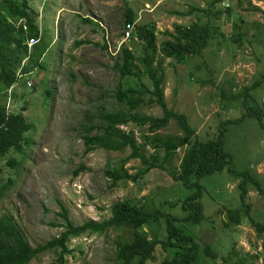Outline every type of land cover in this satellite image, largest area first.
<instances>
[{
    "label": "rangeland",
    "instance_id": "obj_1",
    "mask_svg": "<svg viewBox=\"0 0 264 264\" xmlns=\"http://www.w3.org/2000/svg\"><path fill=\"white\" fill-rule=\"evenodd\" d=\"M18 2H24L35 10L38 16L36 22L44 31L47 42L49 37V42L45 55L40 59L44 68H35L25 79L28 84L18 86L13 92L16 99L21 100L22 93L31 84L30 87H34L32 93L25 95L24 102L14 101L12 104L11 99L8 101V108L12 112H20L28 100L23 114L35 125V130L25 135L29 145L23 155L11 151L0 158V216L11 217L25 241L34 247L62 232L64 228L59 225L63 222L59 215L63 210L75 225L107 220L111 216V206L118 200H129L140 206L149 202L176 215L180 209H168L165 204L181 201L189 192L185 194L186 189L180 182L174 181L167 171L154 168L136 183L120 182L116 187H111V181L105 177L104 171L119 166L130 150L112 152L96 149L85 154L80 138L81 124L96 123L103 108L114 110L119 105L113 96L119 82V75L113 66L119 61L121 49H131L136 57L142 54L141 44L134 34L133 38L125 40L121 37L124 15L130 10L135 18V26L144 24L153 27L158 46L170 39L165 33H173L174 25L178 23H208L217 27L216 30L220 29L222 37L218 35L210 40L204 54L203 68L191 70L192 73L187 67L169 60L170 64L163 71L167 107L185 114L189 125L195 130V139L201 141L216 138L222 121L239 117L241 102L233 99V96L261 80L264 67V18L261 11H264V0ZM225 4L229 12L224 10ZM195 7L217 11V18L212 13L207 16L193 11ZM82 18L95 22L85 23ZM19 25L18 22L14 27L18 28ZM98 33L100 37H94ZM238 34H241V42H231L230 39L238 37ZM77 41L87 43L77 47L74 46ZM10 47L14 48V45ZM197 62L198 58L195 60ZM136 65L143 67L137 61ZM142 80L150 88L147 78L143 77ZM47 90L50 91L48 96ZM254 97L264 108V81L254 91ZM136 112L162 116L160 107L155 104H142ZM120 128L126 131L130 129ZM131 130L138 143L142 141L141 133L148 134L146 128L134 125ZM158 132L161 135L180 134L173 120ZM248 133L237 139L240 129L230 127L223 146L231 154H237L240 147L247 144L252 161L247 170L259 176L264 186V129L254 124L249 126ZM146 149L147 153H152V149ZM184 150L182 148L177 152L172 162L175 167H178ZM10 158L20 161V172L15 182L7 185L5 190L2 185L16 171L6 164ZM235 164L240 169L236 159ZM124 167L129 174L136 173L140 167L139 159L129 160ZM74 171H77V175H74ZM200 183L204 191L201 199L206 218L204 222L187 228L201 244H208L218 255L216 260L202 257L200 264H222L219 258L230 255L231 248H234V255L230 264L255 254L259 258H252L247 264H264L261 255L264 238L257 236L248 218L245 217L239 225H223L227 219L225 209L240 206L239 180L224 171L206 177ZM244 201L250 205L253 218L262 222L264 196L250 188ZM255 211L259 213L255 215ZM149 234L152 237L153 231L149 230ZM158 235L163 237L162 232H158ZM130 236L129 230L109 228L102 233L86 232L71 237L67 242L71 253L63 256L62 264H117L114 260L117 243L128 240ZM166 257V253L157 248L150 264H159ZM28 264L58 263L54 253H46Z\"/></svg>",
    "mask_w": 264,
    "mask_h": 264
},
{
    "label": "trees",
    "instance_id": "obj_2",
    "mask_svg": "<svg viewBox=\"0 0 264 264\" xmlns=\"http://www.w3.org/2000/svg\"><path fill=\"white\" fill-rule=\"evenodd\" d=\"M192 10L201 11L199 8ZM210 12L217 17L218 12L211 10ZM261 12L264 18V11ZM35 17L33 10L24 2L0 0V158L11 151L23 155L25 148L29 145L25 141V134L35 130V125L23 114L27 109L28 100L20 112L13 111L7 114L11 111L8 108V101L11 99L12 104L14 101L23 100L24 102L25 95L32 93L34 87L31 88L29 84L27 91L22 93L21 100L16 99L14 90L18 86L23 87L28 84L26 80L35 68H44L40 64V59L48 47L49 37L47 42L44 31L42 32L35 22ZM134 19L132 11L125 13L124 22H133ZM19 20L22 24L15 28L14 25ZM152 28L144 24L135 26L134 36L141 44L142 54L136 57L131 49L123 47L119 61L117 60L113 66V70L119 75V82L113 93L119 105L114 110L103 108L96 123L86 126L81 124L80 138L83 141L85 154L96 149L112 152L130 150L129 155L122 159L119 166L104 171L105 177L111 181V187H116L120 182L136 183L154 168L167 171L174 181L180 182L186 189L185 194L189 192L181 201L165 204L168 209L179 208L180 211L176 215H171L161 206L156 207L149 202L140 206L129 200H118L111 206V216L107 220L86 221L81 225H75L68 219L67 212L63 210L59 215L63 222L59 225L64 228L62 232L34 247L25 241L11 217L1 215L0 264H28L37 256L46 253H54L56 262L62 264L63 256L71 253L67 247L71 237H78L86 232L102 233L109 228L129 230L131 234L128 240L123 239L117 243L114 257L117 264H150L157 248L162 249L168 256L159 264H200L202 257L216 260L218 255L215 250L208 244H201L185 226L189 222L195 224L193 222L199 220L201 222L204 219L203 207L199 202L203 191L200 183L202 179L222 174L224 171L228 176L239 180L237 188L241 192L238 199L240 206L225 210L227 219L223 225L225 227L239 225L243 219L248 218L257 236L264 237V220L256 221L253 218L254 213L250 211L251 207L244 201L250 188L264 196V186L259 181V176L250 174L247 170L252 162L248 145L240 147L237 154H231L223 146L226 131L230 127L240 129L237 139L243 138V135H249L248 128L254 124L264 129V108L254 97V91L264 81V67L261 80L233 96V99L241 102L242 111L239 117L222 121L218 126L216 138L200 141L195 139V130L189 125L186 115L174 112L167 107L164 97L163 71L165 66L170 64L169 60L187 67L190 69L189 72L200 70L204 67V54L210 40L218 35L222 37V33L220 29L216 30L217 27L208 24L193 23L188 26L175 24L173 33H165L170 36V39L162 41L158 46ZM237 36L231 38V42L240 43L241 34ZM30 38H36L39 41L28 50L26 42ZM84 43L87 42L77 41L74 46ZM12 44L14 48L10 47ZM25 57L27 61L23 62ZM196 58L199 60L197 63H195ZM136 61L143 67L139 68ZM143 77L150 82V88L143 83ZM46 94L50 95V91L47 90ZM142 104L159 106L162 116L153 117L136 112ZM170 120L174 121L180 134H159L158 131L165 128ZM133 125L146 128L148 133L140 134L142 141L139 143L131 130ZM122 126L130 129L122 130L120 128ZM146 147L152 149V153H147ZM182 148L185 150L178 167H175L172 162ZM132 159H139L140 167L136 173L129 174L124 164ZM235 159L240 169H237ZM240 163L247 171L243 170ZM7 164L11 168L18 169L20 161L10 158ZM80 168L83 167L80 166ZM73 173L77 175V171ZM10 184L11 179L8 178L2 185V189L5 187L6 190V186ZM257 213L259 212L255 211V215ZM149 230L153 231L152 237L149 236ZM158 232H162L163 237L159 236ZM262 251L261 255L264 257V244ZM229 252L230 255L219 258L222 264H230L234 248H231ZM252 258L257 259L259 255L244 256L234 264H247V261H252Z\"/></svg>",
    "mask_w": 264,
    "mask_h": 264
},
{
    "label": "clouds",
    "instance_id": "obj_3",
    "mask_svg": "<svg viewBox=\"0 0 264 264\" xmlns=\"http://www.w3.org/2000/svg\"><path fill=\"white\" fill-rule=\"evenodd\" d=\"M65 5L67 6V3H65ZM226 5V8H224V10L225 11H227V9H229L228 7H227V4H225ZM29 7V6H28ZM30 9H32L31 7H29ZM62 8H64V7H62ZM195 8H199L201 11H196V12H199V13H203V15H209L210 13H212V12H210V11H207V10H203L202 9V7H195ZM195 8H192V9H195ZM33 10V9H32ZM215 12H217V11H215ZM33 13H35V10H33ZM56 13V12H55ZM213 15V14H212ZM35 22H36V20H37V13H35ZM217 18V17H216ZM83 19V21L85 22V23H94L95 21L93 20V21H91L90 19H88V18H82ZM136 20H137V18H136ZM54 21H55V18H54ZM53 21V22H54ZM19 22V27L21 26V24H22V21L21 20H19L18 21ZM18 22H16V23H18ZM15 23V24H16ZM37 23V22H36ZM58 23V21H57V19H56V24ZM195 23H199V22H195ZM127 24H131L132 26H133V30H132V32L130 33V35H129V37H132V35L134 34V32H135V25H134V22H124V25H123V30H122V36L121 37H125V33H124V30H125V27H126V25ZM193 24V23H192ZM199 24H208V23H199ZM178 25H181V24H179L178 23ZM191 25V24H190ZM208 25H210V24H208ZM183 26H188V25H183ZM211 26V25H210ZM38 27H39V29L41 30V27L38 25ZM213 27H215V26H213ZM23 30H25L24 28H23ZM99 33H101L102 34V32H101V30L99 29ZM98 33V35L97 36H94V37H100V34ZM102 37V36H101ZM123 39V38H122ZM125 40V39H124ZM38 41H39V39H36V38H30V39H28L27 40V42H26V47H27V49L28 50H30L36 43H38ZM87 42V41H86ZM89 43V42H88ZM84 44H86V43H84ZM81 45H83V44H81ZM81 45H79V46H81ZM79 46H77V47H79ZM47 49V48H46ZM46 51V50H45ZM46 53V52H45ZM45 53H44V55H45ZM43 55V56H44ZM24 60H26V57H25V59ZM27 61V60H26ZM26 61H23V62H26ZM10 113H12V111H9L7 114H10ZM28 133V132H27ZM26 133V134H27ZM25 134V135H26ZM25 141H27L28 142V144H29V141H28V139H26L25 138ZM27 144V145H28ZM7 154V153H6ZM5 154V155H6ZM4 155V156H5ZM8 161H9V159H8ZM7 161V162H8ZM7 164V163H6ZM8 165V164H7ZM9 166V165H8ZM10 167V166H9ZM11 168V167H10ZM11 169H14V170H16L15 172H14V174L13 175H11L10 177H8V178H10L11 179V184H13L14 182H15V177H16V175L20 172V168L18 167V169H16V168H11ZM215 175H217V174H215ZM213 176V175H212ZM209 177H211V176H209ZM239 191H240V189H239ZM204 191H202V193H203ZM241 192V191H240ZM203 197V196H202ZM201 197V198H202ZM199 202H200V204L202 205V199H199ZM239 202V201H238ZM245 204H247V205H249L248 203H246L245 202ZM250 206V205H249ZM202 207H203V205H202ZM226 210V209H225ZM251 211V210H250ZM203 214H204V210H203ZM205 218H206V216L204 215V219L201 221V222H204L205 221ZM200 222V220L198 221V222H193V223H195V224H190V222L185 226V228L188 230V228H187V226H189V225H198V224H200L201 223ZM189 231V230H188ZM190 232V231H189ZM191 233V232H190ZM192 235H194L193 233H191ZM196 237V239H198V237L197 236H195ZM264 238V237H263Z\"/></svg>",
    "mask_w": 264,
    "mask_h": 264
},
{
    "label": "built area",
    "instance_id": "obj_4",
    "mask_svg": "<svg viewBox=\"0 0 264 264\" xmlns=\"http://www.w3.org/2000/svg\"><path fill=\"white\" fill-rule=\"evenodd\" d=\"M133 30V26L130 24H127L126 27H125V30H124V33H125V37H122L123 39H128L129 38V35L130 33L132 32Z\"/></svg>",
    "mask_w": 264,
    "mask_h": 264
}]
</instances>
